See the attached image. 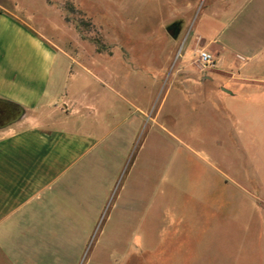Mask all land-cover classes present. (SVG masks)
Wrapping results in <instances>:
<instances>
[{
  "label": "rangeland",
  "instance_id": "obj_1",
  "mask_svg": "<svg viewBox=\"0 0 264 264\" xmlns=\"http://www.w3.org/2000/svg\"><path fill=\"white\" fill-rule=\"evenodd\" d=\"M212 2L0 0L59 53L58 66L100 72L107 84L116 71V129L86 156L82 227L61 230L54 246L67 264H264V198L225 186L235 151L207 114L179 101L187 79L209 68L189 44Z\"/></svg>",
  "mask_w": 264,
  "mask_h": 264
},
{
  "label": "crops",
  "instance_id": "obj_2",
  "mask_svg": "<svg viewBox=\"0 0 264 264\" xmlns=\"http://www.w3.org/2000/svg\"><path fill=\"white\" fill-rule=\"evenodd\" d=\"M210 11L189 47L197 42L214 64L187 79V99L179 101L207 114L235 151L236 168L221 174L225 186L264 198V0H220ZM59 56L0 11V100L24 110L0 126V264H67L54 246L61 230L83 224L86 156L116 129V71L108 84L97 71L82 78L69 63L58 66Z\"/></svg>",
  "mask_w": 264,
  "mask_h": 264
},
{
  "label": "trees",
  "instance_id": "obj_3",
  "mask_svg": "<svg viewBox=\"0 0 264 264\" xmlns=\"http://www.w3.org/2000/svg\"><path fill=\"white\" fill-rule=\"evenodd\" d=\"M24 110L17 104L0 100V126L10 123L23 114Z\"/></svg>",
  "mask_w": 264,
  "mask_h": 264
},
{
  "label": "built area",
  "instance_id": "obj_4",
  "mask_svg": "<svg viewBox=\"0 0 264 264\" xmlns=\"http://www.w3.org/2000/svg\"><path fill=\"white\" fill-rule=\"evenodd\" d=\"M197 60L204 67H211L214 64L213 56L204 50L198 51Z\"/></svg>",
  "mask_w": 264,
  "mask_h": 264
},
{
  "label": "water",
  "instance_id": "obj_5",
  "mask_svg": "<svg viewBox=\"0 0 264 264\" xmlns=\"http://www.w3.org/2000/svg\"><path fill=\"white\" fill-rule=\"evenodd\" d=\"M167 32L170 36L172 37H176L177 34H178V29H177V25L174 24L172 26H170L168 29H167Z\"/></svg>",
  "mask_w": 264,
  "mask_h": 264
}]
</instances>
